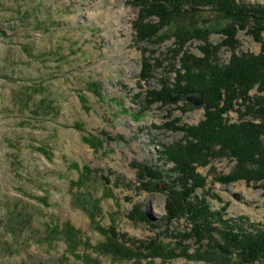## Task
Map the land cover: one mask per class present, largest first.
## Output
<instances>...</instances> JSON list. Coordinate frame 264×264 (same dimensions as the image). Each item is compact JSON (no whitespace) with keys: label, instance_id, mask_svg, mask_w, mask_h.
<instances>
[{"label":"rangeland","instance_id":"rangeland-1","mask_svg":"<svg viewBox=\"0 0 264 264\" xmlns=\"http://www.w3.org/2000/svg\"><path fill=\"white\" fill-rule=\"evenodd\" d=\"M138 14L133 0H0V264H243L215 249L198 255L189 219L170 221L166 208L177 174L160 146L184 138L166 122L197 124L205 108L172 97L145 105L149 90L173 82L185 51L201 56L208 46L221 65L261 45L247 29L235 50L222 44L227 20L208 8L166 26L164 39L138 42ZM192 20L198 30L180 50L173 31ZM235 163L200 166L207 184L196 193L213 210L228 202L224 217L248 230L264 228V189L219 179ZM145 165L158 172L150 192L140 189ZM136 204L145 221L130 217Z\"/></svg>","mask_w":264,"mask_h":264},{"label":"trees","instance_id":"trees-1","mask_svg":"<svg viewBox=\"0 0 264 264\" xmlns=\"http://www.w3.org/2000/svg\"><path fill=\"white\" fill-rule=\"evenodd\" d=\"M133 1L139 6L138 17L133 22L138 42L164 39L167 34L160 32L166 26L208 8L227 20L226 26L221 29L225 35L222 44L233 50L238 42V32L246 29L260 43L259 53L234 52L229 62L221 65L213 63L218 60L215 51L208 46H201V56L185 51L181 67L174 70L173 82L168 79L159 90L147 92L145 109L156 101L166 104L168 96L175 93L201 91L204 94V119L193 125H178L181 121L178 118L166 122V126L184 131V138L180 141L160 146L163 158L173 164L171 170L177 174L168 189L166 208L169 219H189L191 227L188 236L198 244V255L205 257L209 250L215 249L235 254L243 264L263 261L264 228L248 230L243 222L225 218L228 202L219 210H213L206 196H199L196 191L207 184L206 178L197 169L208 165L212 158L223 157L234 159L236 163L229 174L220 176L222 182L245 180L247 184L253 183L264 189V4L249 5L239 0ZM194 26L198 27L197 21L192 20L173 31L180 50L190 36L196 34L190 32L198 30ZM201 29L203 32L204 29ZM152 71L153 65L144 60L142 77L147 80ZM252 90L257 93L252 95ZM232 111L239 113V120L233 121L227 116ZM75 125L78 129L83 128L79 123ZM139 169L140 189L146 192L154 190L158 178L156 168L145 165ZM86 170L89 168L86 167ZM181 184L183 190H180ZM216 198L223 201L218 195ZM130 217L146 220L138 204ZM116 249L124 253L129 251L130 255L133 253L131 248L122 244Z\"/></svg>","mask_w":264,"mask_h":264},{"label":"water","instance_id":"water-1","mask_svg":"<svg viewBox=\"0 0 264 264\" xmlns=\"http://www.w3.org/2000/svg\"><path fill=\"white\" fill-rule=\"evenodd\" d=\"M170 97L174 99V102L186 101L185 107L190 110L203 107L205 102L204 94L201 91L175 93L168 96V102L170 101Z\"/></svg>","mask_w":264,"mask_h":264}]
</instances>
